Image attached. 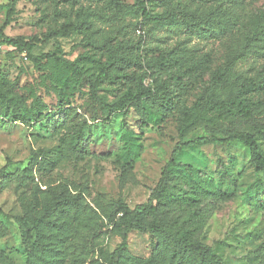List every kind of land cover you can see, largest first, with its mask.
I'll return each instance as SVG.
<instances>
[{
  "label": "rangeland",
  "instance_id": "rangeland-1",
  "mask_svg": "<svg viewBox=\"0 0 264 264\" xmlns=\"http://www.w3.org/2000/svg\"><path fill=\"white\" fill-rule=\"evenodd\" d=\"M11 1L0 0V31L6 38L32 43V55L58 54L69 61L89 58L82 63L94 76L97 63L104 64L111 54L129 61L123 65L125 79L105 83L98 91L108 103L128 89L134 91L139 83L159 93L154 102L140 105L141 112L132 107L136 111L115 114L107 121L89 122L86 116L72 121L65 118L64 110L59 111L56 96L39 86L40 75L26 55L0 45V75L6 88L15 96L28 88L36 92L51 114L24 125L0 119V255L4 260L0 264H33L15 219L38 218L47 203L66 196L81 197L83 208L78 221L66 219L62 240L27 221L31 245H37V240L51 251L36 256L57 258L56 264H107L122 240L118 206L132 210L146 204L178 142L181 109L190 107L207 89L223 97L242 81L259 86L247 99L264 106V39L248 47L245 43L264 13V0H142L151 14L174 11L179 24L186 23L180 11L194 13L199 31L144 20L137 0H16L14 19L3 29ZM236 57L240 59L233 63ZM167 60L175 64L162 65ZM221 70L226 77L215 84L213 78ZM83 92L73 93L72 107L79 115V108L89 103ZM74 122H79L86 142L95 140L98 149L110 148L114 156L103 159L75 153L72 147L79 139ZM255 122L264 125V113ZM223 132L199 129L185 141L211 134L223 139ZM258 144L264 151V139ZM129 147L127 160L123 152ZM176 163L197 170L204 179L224 178L223 188L236 192L227 202L205 203L212 215L196 240L221 264H264V174L257 175L250 167L248 151L238 143L190 145L181 150ZM155 247L151 235L129 233L124 264H162L165 256Z\"/></svg>",
  "mask_w": 264,
  "mask_h": 264
},
{
  "label": "trees",
  "instance_id": "trees-1",
  "mask_svg": "<svg viewBox=\"0 0 264 264\" xmlns=\"http://www.w3.org/2000/svg\"><path fill=\"white\" fill-rule=\"evenodd\" d=\"M191 1L201 2L202 0ZM15 2L16 0H12L8 5L3 29L9 26L14 19ZM136 5L140 16L156 25L168 27L185 25L199 31L200 23L194 13L180 11L186 23L179 24L174 11L151 14L144 1L137 0ZM69 30L70 28H67L64 31L67 33ZM0 35V45L26 55L40 75L39 86L47 93L56 96L61 103L59 111L64 110L65 118L72 121L77 118L85 120L84 116L89 122L107 121L115 114L120 113L126 116L130 111H136V109L131 110L132 107L139 108L141 112L142 103L154 102L159 97L156 88L145 89L139 83L134 91L128 89L117 100L108 103L105 98L98 96V91L105 83L113 84L126 78L122 72L123 65L129 63L126 59H118L112 54L109 55L104 64L97 63V75L94 76L84 69L82 63L89 61V58L83 57L69 61L58 54L34 56L32 55L34 48L32 43L24 42L21 38H6L2 31ZM261 39H264V13L258 17L249 30L245 40L246 47L260 42ZM251 53L253 52H248V54ZM239 59L240 57L234 58L233 63ZM170 63L173 65L175 61L167 60L162 65H170ZM225 70L215 74L213 78L215 84L224 80ZM7 86L6 80L0 75V119H8L12 123L24 125L51 115L47 114V109L36 92L32 93L28 88L21 95L15 96L6 88ZM258 87L254 83L242 81L236 87H229L223 97L207 89L190 107L181 109L177 127L178 142L146 204L138 205L132 210L122 204L118 206L122 213L118 224L123 230L122 240L119 247L108 258L107 264L125 263L127 235L131 232L147 233L154 238L156 252L163 253L165 256L162 264H221L207 246L196 240V236L203 230L212 215L205 203L207 201L227 202L236 196V192L223 188L224 178L220 181H215L213 178L204 179L197 170H187L179 166L176 158L183 148L190 145L221 146L227 143H238L248 151L249 165L255 174H264V151L258 144L259 140L264 139V125L255 122V118L264 113V106L247 99V96L256 91ZM84 88L86 94L83 92ZM76 90L87 95L89 100V103L79 108L81 115L77 113V109L72 107L73 93ZM29 101L31 103L27 104ZM74 126L79 139L72 147L75 153L103 159L114 156V150L110 148L98 149L97 141L86 142L88 140H85L83 134L81 135L82 128L79 127V122H74ZM199 129H224L225 137L221 139L211 134L209 137L198 138L193 142L185 141L189 135ZM130 151H132L131 147L123 152V157L127 160L130 158ZM172 182L180 183L181 187L177 189ZM82 208L83 199L81 197H61L54 202L47 203L40 217L30 218L27 221L34 229L56 233L53 237L62 240L66 230V219L71 216L78 221ZM15 221L33 264H44L43 260L48 264H56L57 258L50 259L40 255L39 259L36 256L38 253L49 254L51 251H45V246L37 240L34 243L37 245L32 246L29 235L31 229H28L27 221L19 217ZM1 236L2 229L0 230ZM63 245L60 244L64 251ZM67 249L69 246L66 247ZM0 261H4L2 255H0Z\"/></svg>",
  "mask_w": 264,
  "mask_h": 264
}]
</instances>
